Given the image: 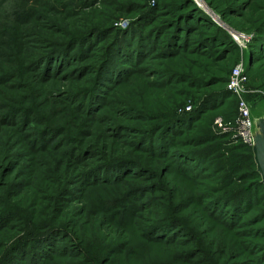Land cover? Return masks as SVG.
<instances>
[{"label":"rangeland","instance_id":"rangeland-1","mask_svg":"<svg viewBox=\"0 0 264 264\" xmlns=\"http://www.w3.org/2000/svg\"><path fill=\"white\" fill-rule=\"evenodd\" d=\"M238 64L264 0H0V264H264Z\"/></svg>","mask_w":264,"mask_h":264},{"label":"built area","instance_id":"built-area-1","mask_svg":"<svg viewBox=\"0 0 264 264\" xmlns=\"http://www.w3.org/2000/svg\"><path fill=\"white\" fill-rule=\"evenodd\" d=\"M248 78L245 74L243 64H238L232 70L231 78L229 80V89L232 94L238 96L239 105L235 124L228 128L224 126L221 120H218L220 126L233 131V133L246 144H253V131L255 128V119L252 117L251 108L247 98L245 97V83Z\"/></svg>","mask_w":264,"mask_h":264},{"label":"water","instance_id":"water-1","mask_svg":"<svg viewBox=\"0 0 264 264\" xmlns=\"http://www.w3.org/2000/svg\"><path fill=\"white\" fill-rule=\"evenodd\" d=\"M255 125L252 150L257 172L260 174L261 182L264 184V115L256 118Z\"/></svg>","mask_w":264,"mask_h":264},{"label":"trees","instance_id":"trees-1","mask_svg":"<svg viewBox=\"0 0 264 264\" xmlns=\"http://www.w3.org/2000/svg\"><path fill=\"white\" fill-rule=\"evenodd\" d=\"M244 147L247 149V151H248V153H249V160H250V162H251V164H252V166H253V173H254V175L256 176V178H258V179H261V176H260V174L257 172V166H256V163H255V160H254V155H253V150H252V147H249L248 145H245L244 144ZM260 187H261V189H263V195H264V184L260 181ZM252 192V191H251ZM252 194H254V192H252ZM252 194H249V195H252ZM257 197L258 196H260V195H262V194H260V192H259V190H257ZM248 200H250L249 198H245L244 200H243V202H245V201H248Z\"/></svg>","mask_w":264,"mask_h":264}]
</instances>
